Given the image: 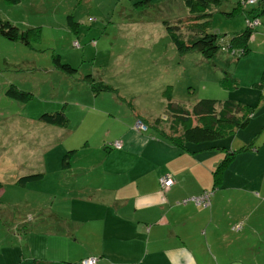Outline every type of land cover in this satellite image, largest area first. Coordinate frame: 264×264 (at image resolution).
<instances>
[{
	"label": "rangeland",
	"instance_id": "374dc122",
	"mask_svg": "<svg viewBox=\"0 0 264 264\" xmlns=\"http://www.w3.org/2000/svg\"><path fill=\"white\" fill-rule=\"evenodd\" d=\"M239 1L225 0L206 18L197 20L182 0H0V20L29 33V46L0 33V150L5 140L10 142L5 153L17 149L22 156L16 157V163L12 155L4 159L0 153V181L5 180L0 198L19 204L17 210L10 208L5 218L28 219V202L60 185L53 173L69 151L63 150L67 140L52 139L38 126L44 113H64L68 129L78 134L83 127L94 131L99 122L94 109L110 110L118 113L117 118L133 121V112H137L151 122L152 116L166 115L169 101L184 107L201 99L232 100L250 106L264 103V35L253 32L257 41L252 37L249 42L256 52L242 55L241 49L234 53L228 48L235 34L246 29L254 16L249 13L259 9L258 4L248 2L238 8ZM257 20L255 31L264 33V13ZM167 21L182 24L184 41H189L187 32L194 21L207 22L206 32L219 37V51L209 59L195 49L180 53L166 31ZM55 55L77 72L66 75L58 70ZM88 75L113 90L95 92L85 78ZM11 86L32 94L31 99H10L6 91ZM141 124L146 126L143 121ZM37 142L50 146L38 155L46 156V178L24 187L11 183L18 173L35 171L38 164L31 152L37 150ZM99 143L93 141L90 151L82 154H103L107 149L97 148ZM8 231V226L0 225V236L6 233L9 237ZM14 256L5 253L0 264H13Z\"/></svg>",
	"mask_w": 264,
	"mask_h": 264
},
{
	"label": "crops",
	"instance_id": "0c3cea01",
	"mask_svg": "<svg viewBox=\"0 0 264 264\" xmlns=\"http://www.w3.org/2000/svg\"><path fill=\"white\" fill-rule=\"evenodd\" d=\"M256 33L264 35L257 29ZM252 37L256 42L257 35ZM248 48L256 52L251 42ZM260 106L264 103L252 115L253 124L223 140V146L237 153L218 187L213 173L224 160V151L191 153L156 139L136 129L137 112L133 121L94 109L99 121L94 131L83 127L78 134L68 129V123L59 127L42 122L38 126L52 139L67 140L65 152H77L69 164L62 159L53 173L60 185L26 202L28 219L7 220L10 208L17 210L19 204L0 198V225L9 228V237L0 236V256L15 254L13 264H81L89 257H96V264H264V107ZM95 140L100 141L97 148L115 141L121 147L96 156L82 154ZM2 143L5 148L10 142ZM37 143L31 152L38 164L35 171L18 173L11 183L24 187L27 184L19 185L18 179L34 173L43 174L41 181L46 178V156L38 155L50 146ZM251 143L253 148L240 150ZM4 148L0 150L4 159L12 155L17 163L16 157H22L17 149L5 153ZM165 175L175 182L168 192L159 184ZM1 182L5 184L4 179ZM212 189L210 207L178 204ZM236 225L240 228L234 231Z\"/></svg>",
	"mask_w": 264,
	"mask_h": 264
},
{
	"label": "trees",
	"instance_id": "16d2710c",
	"mask_svg": "<svg viewBox=\"0 0 264 264\" xmlns=\"http://www.w3.org/2000/svg\"><path fill=\"white\" fill-rule=\"evenodd\" d=\"M182 1L190 16H196L197 20H199L206 18L209 15V11L213 7L219 6L225 0ZM248 1L249 0L239 1L238 8H243L244 4H247ZM254 1V3L248 2V4L255 5L256 3V5L258 4L259 9H253L249 13L254 16L250 20H248L246 29H244L240 33L235 34L230 42V46L228 47L233 52H236L237 48L241 49L240 53L242 55H245L249 51L248 43L253 35V32H255V28L259 25L258 24L257 26L253 27L250 26V24L254 20H257L260 14L264 13V6L262 5L264 0H260L259 2L257 0ZM164 24L172 43L180 53H185L191 49H195L200 52L203 57L209 59L212 58L220 49L218 35L206 32L207 22H193L187 32L189 41H184L181 38V23L180 25H176L177 23H170L167 21ZM0 33L10 40L21 41L29 46V33L21 32L17 26L13 25L9 21L0 20ZM54 65L58 70L62 71L66 75H74L77 72V70L69 64L62 63L59 55L54 56ZM85 78L90 82L93 88L92 90H94L95 92L101 90H113L110 87L103 86L95 82V80L89 75ZM234 81V84L236 85L237 80ZM6 96L16 101L28 102L31 99L32 94L19 90L15 86H11L6 91ZM258 105H242V103L232 100L218 101L213 99H201L194 105L188 106V108L182 106L181 104H176L175 102L169 101L167 103V112L165 116L156 117L151 122H149L150 120L142 119L140 117H138V119L140 120V122L143 121V123L146 124V126L144 125L145 129L142 130V132H148L152 137L161 139L168 144L181 148L185 151H189L191 153H193L195 150L224 151L225 158L213 173L214 187H218L220 186L219 184L221 183L222 173L224 169L228 167L229 163L233 159L234 154L237 153V151H230V149L223 146V140L227 137L234 136V134H236L238 131L245 129L249 125L252 115L259 107ZM40 120L46 124L59 127L66 126L68 121L67 117L62 112L44 113L40 117ZM115 142H119L121 145L120 141ZM115 142H112L111 144L109 143L107 146H105V148H119L114 145ZM254 146L255 144L251 143L240 150L251 149ZM76 152L77 150L68 151L63 158V164H69V158H71V155H74ZM42 177L43 174L34 173L20 177L17 183L19 185H25L31 182L39 181L40 179H42ZM172 180L173 183L170 187H162L160 185L163 192H168L169 189L174 185V179L172 178ZM3 187L4 184L0 181V190ZM206 192H212L209 205H196L193 202L188 203H192L195 206L203 208L210 207L215 189L204 190L198 195L189 196L188 198L179 201L178 204L186 205L188 203H183L184 200L203 195ZM238 226L239 225H236L234 227L237 228ZM233 230L237 231L238 229Z\"/></svg>",
	"mask_w": 264,
	"mask_h": 264
},
{
	"label": "built area",
	"instance_id": "2783aa9c",
	"mask_svg": "<svg viewBox=\"0 0 264 264\" xmlns=\"http://www.w3.org/2000/svg\"><path fill=\"white\" fill-rule=\"evenodd\" d=\"M249 3H254L255 1L254 0H249L248 1ZM259 24V21L258 20H254L250 26H257ZM75 46H79V44L77 42L74 43ZM140 122V121H139ZM137 122L136 124V128L138 130H144L145 129V126L141 124V122L139 123ZM114 145L116 147H120V143L119 142H115ZM159 183L162 187H170L173 183V180L170 176L168 175H165L163 177H161L159 179ZM212 196V192H206L204 193L203 195H200V196H196V197H192V198H189L187 200H184L183 203H188V202H193L195 203L196 205H201V204H204L205 206L209 205L210 203V198ZM240 227L238 226L237 228L234 227L233 229H239ZM98 261V259L96 257H89V258H85L81 261V264H96Z\"/></svg>",
	"mask_w": 264,
	"mask_h": 264
}]
</instances>
